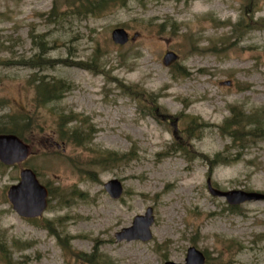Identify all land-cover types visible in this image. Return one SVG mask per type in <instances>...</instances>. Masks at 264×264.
I'll use <instances>...</instances> for the list:
<instances>
[{
    "label": "rangeland",
    "instance_id": "374dc122",
    "mask_svg": "<svg viewBox=\"0 0 264 264\" xmlns=\"http://www.w3.org/2000/svg\"><path fill=\"white\" fill-rule=\"evenodd\" d=\"M85 1L0 0V130L18 123L32 146L0 162V264L185 263L190 246L206 264H264V200L232 206L207 186L264 192V137L242 147L216 127L237 106L264 130V0H124L98 14ZM117 27L139 36L118 45ZM42 79L70 88L44 102ZM222 152L234 161L211 167ZM24 167L50 191L38 218L7 195ZM115 178L118 199L104 187ZM149 207L152 239L118 241Z\"/></svg>",
    "mask_w": 264,
    "mask_h": 264
},
{
    "label": "water",
    "instance_id": "95a60500",
    "mask_svg": "<svg viewBox=\"0 0 264 264\" xmlns=\"http://www.w3.org/2000/svg\"><path fill=\"white\" fill-rule=\"evenodd\" d=\"M136 33L132 39L134 40ZM113 40L118 44H125L129 41V33L126 29L118 27L112 32ZM174 52H168L164 62L168 65L176 60ZM229 84V82H227ZM32 153L30 144L13 133L0 134V161L6 165H15L26 161ZM107 192L113 198H120L123 193V183L119 179H112L104 185ZM208 189L213 196L224 197L231 205H237L248 201L264 200V193L258 191H247L243 189L221 190L213 186L211 178L208 179ZM49 191L46 186L40 183L36 173L31 168H24L20 173V181L13 184L8 191V198L15 211L24 217H39L48 205ZM154 222L153 208L149 207L145 215H138L133 225L123 228L116 233V239L149 241L153 234L151 227ZM185 263L168 261L166 264H205L206 255L195 246L187 251Z\"/></svg>",
    "mask_w": 264,
    "mask_h": 264
},
{
    "label": "trees",
    "instance_id": "16d2710c",
    "mask_svg": "<svg viewBox=\"0 0 264 264\" xmlns=\"http://www.w3.org/2000/svg\"><path fill=\"white\" fill-rule=\"evenodd\" d=\"M117 2H124V0H86L85 1L86 3L85 12L87 11L88 14L90 13L98 14L100 12H103L109 6ZM245 13L247 14V11H245ZM37 64L39 63H34L33 66L36 67ZM36 88L38 89L39 93H41L44 96L43 101L49 102L51 100L61 99L64 96V93L70 87L67 88L62 81L42 79L36 82ZM37 102L40 103L39 100ZM21 113L23 112L21 111ZM27 118L29 119L30 117L27 116ZM72 119L73 118L70 117V121ZM257 122L258 123L256 125V123H252L248 121L247 119H245L243 117L241 109L236 106L231 109V115L229 117H226L224 121L221 124L216 125V127L218 128L219 132H221V135L223 137H227L230 139L231 142L235 144L239 143L241 144L242 147H245L252 139L256 137V132L258 133L260 132L259 136L264 137L263 127H261L259 124L261 122L260 120H258ZM251 124L254 125V127H249ZM193 125L195 126L197 131H201V129L203 130L204 128L210 126L207 122L200 123L198 120L193 121L189 126H193ZM259 128H260V131H258ZM0 133H15L19 135L21 138L28 141L24 129L18 123H13L11 126L1 129ZM77 133L78 132L74 131V134H77ZM62 134H64L63 131H62ZM74 137L77 139L76 136ZM83 137H86V135H84ZM250 137H254V138H250ZM201 157L204 159H208V157H206L205 155H202ZM233 161L234 159L231 158L230 155H227L226 152H222V153L217 154L214 157V159L210 161V163H211V167H214L218 164L229 163ZM97 250L98 249L95 248L94 253L91 255L81 254L77 256H79L83 260L89 259L93 261L96 255L98 254ZM70 252H71V249H70Z\"/></svg>",
    "mask_w": 264,
    "mask_h": 264
}]
</instances>
